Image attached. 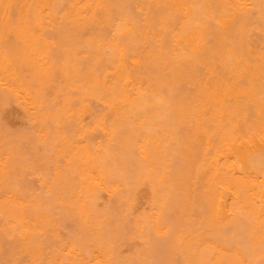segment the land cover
<instances>
[{"label": "bare ground", "instance_id": "bare-ground-1", "mask_svg": "<svg viewBox=\"0 0 264 264\" xmlns=\"http://www.w3.org/2000/svg\"><path fill=\"white\" fill-rule=\"evenodd\" d=\"M159 257L264 264V0H0V264Z\"/></svg>", "mask_w": 264, "mask_h": 264}, {"label": "rangeland", "instance_id": "rangeland-1", "mask_svg": "<svg viewBox=\"0 0 264 264\" xmlns=\"http://www.w3.org/2000/svg\"><path fill=\"white\" fill-rule=\"evenodd\" d=\"M127 246H129V245H127ZM126 247V246H125ZM127 249H128V247H126ZM125 249V248H124ZM129 249H130V247H129ZM129 249H128V251H129ZM126 250V249H125ZM160 251V250H159ZM164 251V250H163ZM161 253V252H160ZM162 254V253H161ZM161 254H159V256L161 255ZM162 255H164V254H162ZM161 258H163V256L161 257ZM157 262V263H156ZM160 262H162V259H161V261H160V257H159V261H155V263L156 264H159Z\"/></svg>", "mask_w": 264, "mask_h": 264}]
</instances>
